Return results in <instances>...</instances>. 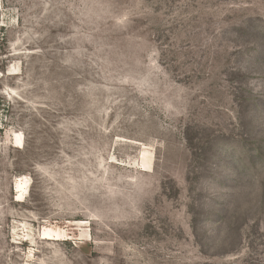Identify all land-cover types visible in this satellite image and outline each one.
<instances>
[{
  "label": "rangeland",
  "instance_id": "obj_1",
  "mask_svg": "<svg viewBox=\"0 0 264 264\" xmlns=\"http://www.w3.org/2000/svg\"><path fill=\"white\" fill-rule=\"evenodd\" d=\"M0 264H264V0H0Z\"/></svg>",
  "mask_w": 264,
  "mask_h": 264
},
{
  "label": "bare ground",
  "instance_id": "obj_2",
  "mask_svg": "<svg viewBox=\"0 0 264 264\" xmlns=\"http://www.w3.org/2000/svg\"><path fill=\"white\" fill-rule=\"evenodd\" d=\"M17 188L20 190L21 193L20 198L23 199L29 189V180L26 177L19 179L17 182ZM43 235L46 236L47 238H53V239L60 236L59 234L55 235V232L52 230H46V232Z\"/></svg>",
  "mask_w": 264,
  "mask_h": 264
}]
</instances>
